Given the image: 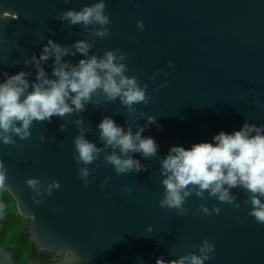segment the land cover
Instances as JSON below:
<instances>
[{"label": "water", "instance_id": "95a60500", "mask_svg": "<svg viewBox=\"0 0 264 264\" xmlns=\"http://www.w3.org/2000/svg\"><path fill=\"white\" fill-rule=\"evenodd\" d=\"M96 2L0 0V83L23 71L29 83L25 95L31 92V85L42 81L36 63L25 61L33 55L39 60L51 40L69 50L61 57L66 71L82 59L114 52L115 63L125 65L124 75L135 77L148 99L129 108L98 89L83 111L33 121L28 139L10 134L15 144L0 141V162L7 169L0 188L29 221L31 245L64 258L60 264H77V257L78 264H156L161 257L167 262L190 254L207 255L204 264H264V224L249 215L251 194L242 187L230 190L239 208L208 191L198 197V186H189L185 215L159 206L166 178L161 162L170 148L213 143L221 131L231 134L246 123L264 128V0H105L110 35L104 38L94 34L99 25L86 28L60 18ZM137 21L143 22L142 31ZM78 41L90 45L87 56L76 50ZM54 60L40 61L44 79H58ZM105 117L133 135L143 128L141 136L158 145L156 155L125 156L106 147L98 127ZM80 135L101 150L91 164L74 158ZM113 152L146 170L118 175L105 159ZM85 168L89 174L82 178ZM28 179L39 181L36 190L27 187ZM53 181L60 187L49 195ZM201 205L221 210L205 215ZM205 238L214 251L202 254ZM0 264H12L1 247Z\"/></svg>", "mask_w": 264, "mask_h": 264}, {"label": "clouds", "instance_id": "9594fccd", "mask_svg": "<svg viewBox=\"0 0 264 264\" xmlns=\"http://www.w3.org/2000/svg\"><path fill=\"white\" fill-rule=\"evenodd\" d=\"M105 7V0H98L80 11L63 12L60 18L68 21L70 25L82 24L86 28L89 25H99V30L94 34L104 38L110 35L107 27L110 24V18L105 14ZM8 15L4 13L5 17ZM13 18L18 19V17ZM137 28L143 30L142 21H137ZM74 46L81 55L87 56L89 44L78 41ZM68 54L67 48H62L49 40L39 60L33 55L31 61H25V64L36 63L37 81H42L32 84V91L27 95L25 92L29 88V83L25 78L27 73L23 71L0 83V141L5 145L15 144L10 134L19 136L21 140L28 139L31 135L29 128L33 121L49 120L50 122L53 116L63 117L74 110L83 111L84 103L98 89H101L109 100L119 97L121 103L129 108L133 104L148 102L145 90L138 86L136 78L126 77L125 65L115 63L117 57L114 52L106 51L104 58L99 60L95 56L87 60L82 59L77 66L71 68V71H66L69 65L61 63V57ZM51 56L55 57L53 75L58 78L57 80L44 79L45 73L39 68L40 61H46ZM124 58V54L119 57L121 60ZM4 75L7 76V73ZM67 100H71L74 108L69 106ZM153 122L154 118L149 117V123ZM98 127L100 139L104 141L105 146L119 148L120 153L125 156L129 152H140L147 158L157 153L158 145L155 140L141 136L143 128L133 135L130 128L125 132L109 117L103 118ZM262 132L264 128L246 123L239 131L231 134L221 131L213 137V143H196L190 149L182 146L170 148L168 155L161 162V174L166 178L162 181L165 191L159 206L168 210L175 209L178 215H185L187 212L184 208L185 200L192 191L189 186H198L196 191L198 197H203V193L208 191L210 196L216 197L221 203L233 204L239 208L230 190L242 187L251 194L249 215L254 217L257 223L264 224V203L261 202V198L264 197V135L261 134ZM74 144L78 152V157L74 158L78 163L83 162L85 165L91 164L101 151L83 135L78 136ZM105 159L115 167L118 175L132 170L136 172L146 170L139 161L131 157L121 159L115 152ZM88 174L86 168L80 169L82 178L87 177ZM6 179L7 169L0 162V187L5 185ZM25 183L29 189L36 190L39 181L28 179ZM59 187V183L53 181L48 186V194L51 195L52 189ZM34 202L42 203L35 199ZM200 210L205 215H212V213L218 215L221 209L214 207L212 212H209L206 206L201 205ZM148 230L151 231V228L149 227ZM201 243L202 254L214 251V245L209 244L206 238ZM78 259L77 257V264ZM207 259H209L207 255L190 254L167 262L161 257L156 260V264H204Z\"/></svg>", "mask_w": 264, "mask_h": 264}, {"label": "trees", "instance_id": "16d2710c", "mask_svg": "<svg viewBox=\"0 0 264 264\" xmlns=\"http://www.w3.org/2000/svg\"><path fill=\"white\" fill-rule=\"evenodd\" d=\"M28 226L10 195L0 188V247L9 253L12 264H52L53 255L31 245Z\"/></svg>", "mask_w": 264, "mask_h": 264}, {"label": "flooded vegetation", "instance_id": "af4514ba", "mask_svg": "<svg viewBox=\"0 0 264 264\" xmlns=\"http://www.w3.org/2000/svg\"><path fill=\"white\" fill-rule=\"evenodd\" d=\"M64 261V258H58L55 255L52 256L51 258V263L52 264H60Z\"/></svg>", "mask_w": 264, "mask_h": 264}]
</instances>
